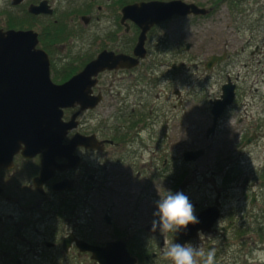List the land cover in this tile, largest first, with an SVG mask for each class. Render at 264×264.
Masks as SVG:
<instances>
[{"label": "flooded vegetation", "instance_id": "af4514ba", "mask_svg": "<svg viewBox=\"0 0 264 264\" xmlns=\"http://www.w3.org/2000/svg\"><path fill=\"white\" fill-rule=\"evenodd\" d=\"M150 1L204 13H172L142 34V19L122 9ZM0 18V30L35 33L51 83L70 82L60 146L42 136L35 153L19 143L0 164V264H170L162 252L173 236L151 226L166 191L184 193L196 215L216 213L184 243L213 249L214 264L257 263L264 0H0ZM191 49L199 51L178 55ZM189 65L205 80L224 79L218 95L191 90ZM227 83L231 102L214 117L211 102Z\"/></svg>", "mask_w": 264, "mask_h": 264}, {"label": "water", "instance_id": "95a60500", "mask_svg": "<svg viewBox=\"0 0 264 264\" xmlns=\"http://www.w3.org/2000/svg\"><path fill=\"white\" fill-rule=\"evenodd\" d=\"M34 9L37 8H29L32 12ZM122 12L133 19H142L138 23L143 34L150 25L172 13L203 14L204 10L179 1H150L126 6ZM35 44V33L32 31L0 30V164L10 160L19 143L23 144V154L32 155L37 151L42 136L46 137L47 144L60 146L66 129L65 123L60 120V109L68 105L70 94L66 89L70 82L60 86L50 82L47 57L42 50L35 48ZM231 99V85H222L219 98L211 102L213 116L219 115ZM196 216L199 223L189 225L174 236L175 243L183 244L195 235L198 228L208 230L216 213L209 207Z\"/></svg>", "mask_w": 264, "mask_h": 264}, {"label": "clouds", "instance_id": "9594fccd", "mask_svg": "<svg viewBox=\"0 0 264 264\" xmlns=\"http://www.w3.org/2000/svg\"><path fill=\"white\" fill-rule=\"evenodd\" d=\"M153 217L152 231H158L161 235L171 233L173 237L186 230L189 225L199 223L194 206L182 192L173 194L166 191V195L158 199ZM214 255L213 249H209L205 254L191 242L183 244L172 242L162 252V256L170 264H199L197 257L204 258L203 264H214Z\"/></svg>", "mask_w": 264, "mask_h": 264}, {"label": "rangeland", "instance_id": "374dc122", "mask_svg": "<svg viewBox=\"0 0 264 264\" xmlns=\"http://www.w3.org/2000/svg\"><path fill=\"white\" fill-rule=\"evenodd\" d=\"M5 20H6V18H3V19L0 18V25H1V22L5 21ZM185 41H188V40L185 39ZM189 41H191V39H189ZM220 49L221 48L217 49V51L220 50ZM198 51H199V49H191V50H189V52L181 51V54L179 53L178 55L185 56V57L186 56H193ZM189 66H190V69H189V72H188L189 73L188 74V79H189V82H190L191 90H194L196 88V85L199 84V85H201V87L202 86L204 87L202 92L200 91V93L202 95H207L206 97H212V96L218 95V93H219V84L222 83L224 79L222 78V80L221 79L220 80H216V79H211V80H207L206 79L205 80L202 76L199 75L198 72H194V68H193L192 65H189ZM261 88H264V84H263V86ZM221 148H222V152H229L230 151V149L228 148V143L224 139L222 140ZM190 196L195 198L194 200H197V197L199 195L197 193H191L190 192ZM226 237L228 239V240H226V241H228V245H227V250H228L230 248V246H232L230 244L233 243V240H232L230 235H227ZM242 237L246 238V235H244ZM236 239H238V238L236 237ZM216 240L217 239H208L206 242L216 243L217 242ZM229 254H230V250H228V257H229ZM250 257H253V260L257 261V263H255V264H261V262H264V250H263V252L256 251L255 254L250 255Z\"/></svg>", "mask_w": 264, "mask_h": 264}]
</instances>
